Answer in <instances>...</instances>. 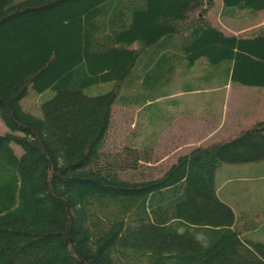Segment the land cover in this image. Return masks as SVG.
<instances>
[{"label": "trees", "instance_id": "trees-1", "mask_svg": "<svg viewBox=\"0 0 264 264\" xmlns=\"http://www.w3.org/2000/svg\"><path fill=\"white\" fill-rule=\"evenodd\" d=\"M214 1L0 0V264H264V120L126 175L151 162L180 83L264 87V26L226 33ZM262 10L223 0L221 16ZM31 88L54 91L41 114ZM115 106L138 127L110 149Z\"/></svg>", "mask_w": 264, "mask_h": 264}, {"label": "rangeland", "instance_id": "rangeland-1", "mask_svg": "<svg viewBox=\"0 0 264 264\" xmlns=\"http://www.w3.org/2000/svg\"><path fill=\"white\" fill-rule=\"evenodd\" d=\"M222 7L223 0H215L208 10L207 17L213 25L222 28L226 33L242 34L264 26V10L254 19L234 20L221 16ZM110 88L112 83L105 82L87 88V92L96 94ZM229 91L215 111L211 108L212 102L209 103L208 98L221 97L219 94L204 92L177 96L179 104L169 106L176 117L172 124L162 131L151 162H145L137 172L129 171L126 175L133 180L159 177L180 155L194 147L230 139L256 122L264 120V87L232 82ZM53 93L52 89L40 93L31 88L22 100L23 107L41 114V103ZM137 127L138 116L135 109L115 106L106 146L110 149L122 147L126 137ZM8 129L0 116V133H5ZM12 145L18 154L22 152L19 145Z\"/></svg>", "mask_w": 264, "mask_h": 264}, {"label": "crops", "instance_id": "crops-1", "mask_svg": "<svg viewBox=\"0 0 264 264\" xmlns=\"http://www.w3.org/2000/svg\"><path fill=\"white\" fill-rule=\"evenodd\" d=\"M231 84L232 82L229 81L228 83H226L225 85L219 86L216 85V90L212 91V94H219L221 97H212V98H208V102H213L214 105H220L222 103V100L224 99V96H226L227 94H229V89L231 88ZM187 92H184L183 89H181V83L179 84L177 90L173 93V96L176 98L179 95H185ZM199 93H204V92H197V94ZM187 94H194V93H187ZM179 101V100H178ZM179 104V103H178ZM187 106L188 102L186 101ZM176 115V114H175ZM176 117V116H175Z\"/></svg>", "mask_w": 264, "mask_h": 264}]
</instances>
